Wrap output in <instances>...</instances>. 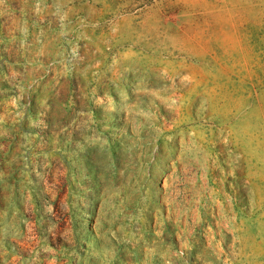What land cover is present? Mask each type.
<instances>
[{"label":"rangeland","instance_id":"rangeland-1","mask_svg":"<svg viewBox=\"0 0 264 264\" xmlns=\"http://www.w3.org/2000/svg\"><path fill=\"white\" fill-rule=\"evenodd\" d=\"M0 264H264V0H0Z\"/></svg>","mask_w":264,"mask_h":264},{"label":"bare ground","instance_id":"bare-ground-1","mask_svg":"<svg viewBox=\"0 0 264 264\" xmlns=\"http://www.w3.org/2000/svg\"><path fill=\"white\" fill-rule=\"evenodd\" d=\"M167 213H169V219H171L173 217V214H174V210L170 207V203H169V200H167ZM156 218V217H155Z\"/></svg>","mask_w":264,"mask_h":264}]
</instances>
